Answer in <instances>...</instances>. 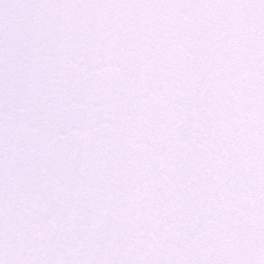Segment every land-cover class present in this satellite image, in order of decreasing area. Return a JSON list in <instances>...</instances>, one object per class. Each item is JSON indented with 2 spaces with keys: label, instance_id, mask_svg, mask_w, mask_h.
I'll list each match as a JSON object with an SVG mask.
<instances>
[{
  "label": "snow or ice",
  "instance_id": "snow-or-ice-1",
  "mask_svg": "<svg viewBox=\"0 0 264 264\" xmlns=\"http://www.w3.org/2000/svg\"><path fill=\"white\" fill-rule=\"evenodd\" d=\"M0 264H264V0H0Z\"/></svg>",
  "mask_w": 264,
  "mask_h": 264
}]
</instances>
